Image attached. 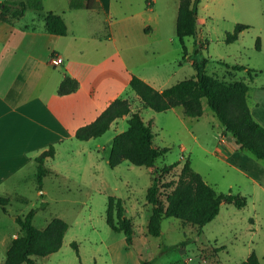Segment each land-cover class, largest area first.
Returning a JSON list of instances; mask_svg holds the SVG:
<instances>
[{"label": "rangeland", "instance_id": "374dc122", "mask_svg": "<svg viewBox=\"0 0 264 264\" xmlns=\"http://www.w3.org/2000/svg\"><path fill=\"white\" fill-rule=\"evenodd\" d=\"M178 1L160 0L159 13L163 35L174 36L180 49L179 59L188 65L190 56L195 57L196 47L189 45L188 57H181L176 33ZM32 17L33 10L27 9L23 22L31 23ZM236 24H247L250 28L238 41L227 44L226 35L233 32ZM198 29L201 31L195 44L203 47H198L199 58L208 59L206 70L209 75L227 84L234 83L248 79V75L244 71L229 70L222 62L249 65L256 70L257 85L264 84V0H200ZM258 38L260 49L256 48ZM194 75L195 67L189 66L177 80ZM203 103L207 116L199 121L188 119V129L169 112L159 113L146 108L143 112L146 120L156 116L149 123L155 134V144L167 149L151 170L129 162L110 167L107 162L110 140L117 133L113 128L91 144L106 147L99 153L93 152L92 161L97 166H93L92 175L89 156L69 159L65 152L59 160L62 173L46 176L41 195L38 181L29 177V182L15 193L25 200L2 198L0 264H6L8 251L23 235L16 219L24 218L32 210L37 211L34 225L40 237L54 218H61L70 226L61 249L46 257L34 256L37 264H241L252 253L256 254L259 264H264V193L228 164L225 154L229 148L237 147L235 139L216 116L214 120L210 118L214 114L207 99H202ZM138 107L140 112L145 108L143 103ZM127 128V121L121 120L120 129L126 131ZM188 160L217 192L239 193L247 197V205L239 209L223 204L219 215L202 229L176 218H166L161 222V234L154 236L148 228L153 207L148 202L147 191L158 176L155 171H159L161 184L165 185L161 189L164 191L161 199L166 203ZM173 164L178 167L162 173L165 166ZM29 170L36 173L34 168ZM109 197L122 198L125 202L126 215L135 232L131 246L127 245L123 233L114 232L107 224ZM72 242L78 244L79 255Z\"/></svg>", "mask_w": 264, "mask_h": 264}, {"label": "crops", "instance_id": "0c3cea01", "mask_svg": "<svg viewBox=\"0 0 264 264\" xmlns=\"http://www.w3.org/2000/svg\"><path fill=\"white\" fill-rule=\"evenodd\" d=\"M9 1L24 2L27 9L33 10V17L31 23H24L26 10L21 18L0 19V193L3 194L0 199L25 200L15 193L29 182V177L37 180L35 159L51 146L56 153L45 161L48 174L62 173L59 160L65 152L69 159L89 156V171L94 170L97 164L92 161L93 152L99 153L106 147L99 143L91 146L98 138L80 141L76 139V132L97 120L114 100L127 99L132 113H140L148 124L153 122L155 115L146 120L143 115L146 108L139 111L142 101L130 87L134 75L158 91L195 77L177 80L180 73L194 64L190 58L188 65L181 62L174 36L163 35L160 0H96L92 9L87 8L88 0ZM48 12L63 18L66 35L46 31L45 14ZM178 12L179 4L176 33ZM171 22L172 19L170 27ZM184 41L187 58L189 45L194 47L197 39L187 36ZM53 55L62 57V64L53 65ZM243 66L255 70L249 65ZM247 69L243 70L246 74ZM66 76L77 80L79 88L60 95L58 90ZM255 77L239 81L249 84L250 112L264 127V84L257 85ZM203 110L198 118L187 116L179 107L166 112L188 129V119L199 121L207 116L204 103ZM214 116L210 118L214 120ZM130 118L131 114L113 122L108 132L116 128L117 133L111 137V146L114 138L124 132L120 121ZM191 134L195 137L193 132ZM153 144L158 147L154 140ZM236 148H229L225 154L228 164L264 193V161ZM31 168L36 173L29 170Z\"/></svg>", "mask_w": 264, "mask_h": 264}, {"label": "trees", "instance_id": "16d2710c", "mask_svg": "<svg viewBox=\"0 0 264 264\" xmlns=\"http://www.w3.org/2000/svg\"><path fill=\"white\" fill-rule=\"evenodd\" d=\"M200 0H180L177 19V35L183 50V58L187 56L185 37L199 35L198 29V4ZM96 0H88L87 8L92 9ZM27 10L24 2L17 4L9 0H0V19L21 18ZM46 31L53 35L63 36L67 34V26L63 18L53 12L45 14ZM249 25L237 24L233 30L226 35L225 42L232 44L238 40L239 35L249 29ZM197 44V43H196ZM195 44L194 67L196 75L194 78L184 80L164 91H158L138 76H133L130 87L134 91L145 108L155 112H166L176 107H183L187 116L198 118L203 115L202 99H207L208 106L230 133L240 151L253 155L256 159L264 161V127L252 116L248 105L249 84L244 81L225 83L209 75L206 66L207 58H199V48ZM261 41L257 39L256 48L260 49ZM199 47V48H198ZM236 71L246 70L243 65H228ZM250 78L256 76V71L247 69ZM79 88L77 80L66 76L62 81L58 93L67 95ZM131 114L127 121L126 131L118 134L113 141L109 154V165L115 168L123 162H129L138 167L154 168L159 157L166 154L167 149L155 147L153 144L154 133L151 125L146 123L140 113H132L131 104L127 99L118 98L95 120L93 123L79 128L76 139L88 141L103 136L111 128L114 121ZM55 147L43 152L35 161L38 164L37 181L38 188L42 190L44 178L48 170L44 164L48 158L55 156ZM178 164L165 166L162 173H169ZM152 185L148 188V202L153 211L149 220V232L154 236L161 234V222L166 218H176L184 223H190L202 229L212 222L220 213L222 204H231L236 208H244L247 205V197L234 192L219 193L208 184L202 175L191 167V160L186 161L173 191L167 196L166 203L162 201L165 185L161 184V175L155 171ZM0 202L1 199H0ZM107 224L116 233H123L128 246L133 244L135 235L133 224L126 216L124 201L120 198L109 197L108 199ZM37 211H30L24 218L16 220L21 228L22 237L14 241L13 246L7 254L6 264H37L34 256L46 257L57 253L64 241L69 229V224L61 218H54L43 236L38 235L34 225ZM71 245L79 255L76 242ZM241 264H259L255 253Z\"/></svg>", "mask_w": 264, "mask_h": 264}, {"label": "built area", "instance_id": "2783aa9c", "mask_svg": "<svg viewBox=\"0 0 264 264\" xmlns=\"http://www.w3.org/2000/svg\"><path fill=\"white\" fill-rule=\"evenodd\" d=\"M62 62H63L62 57H60V56H58V55H53V56L51 57V63H52L53 65H55V66H58V65L62 64Z\"/></svg>", "mask_w": 264, "mask_h": 264}]
</instances>
